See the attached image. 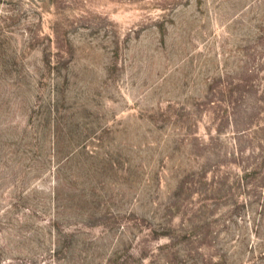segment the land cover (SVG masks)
<instances>
[{
	"label": "rangeland",
	"instance_id": "obj_1",
	"mask_svg": "<svg viewBox=\"0 0 264 264\" xmlns=\"http://www.w3.org/2000/svg\"><path fill=\"white\" fill-rule=\"evenodd\" d=\"M0 264H264V0H0Z\"/></svg>",
	"mask_w": 264,
	"mask_h": 264
}]
</instances>
